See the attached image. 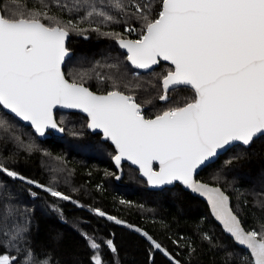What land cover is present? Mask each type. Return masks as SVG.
<instances>
[{
    "label": "snow or ice",
    "instance_id": "1",
    "mask_svg": "<svg viewBox=\"0 0 264 264\" xmlns=\"http://www.w3.org/2000/svg\"><path fill=\"white\" fill-rule=\"evenodd\" d=\"M16 2L11 0L12 4ZM114 7L127 11L122 0H115ZM131 7L145 21L144 34L138 40L124 39L116 32H102L99 24L81 28V23L92 21L94 16L100 18V24L119 22L100 4L90 5L91 10L77 23L69 20L64 25L47 11L0 13V106L29 122L39 136H44L48 129L64 132L53 114L58 106L82 110L90 118L88 127L102 130L105 139L115 145L118 168L122 160H127L138 165L150 185L180 181L207 196L226 231L250 249L253 264H264V233L245 231L229 206L228 196L219 188H210L194 179L196 170L210 163L220 150L234 142L250 146L254 138L264 134V0H161L158 17L151 20L146 12L148 5L134 3ZM41 16L53 23H43ZM89 29L116 39L136 68H151L161 59L170 61L174 69L163 78L164 95L160 100H168L169 90L176 91L181 86L194 89L196 98L149 119L135 97L120 91L115 82L113 90L103 95L84 86L83 81L92 78L88 71L76 73L69 82L62 70L69 55L65 42L70 31L84 35ZM97 78L103 79L98 74ZM0 130L12 135L5 119H0ZM14 138L20 142L18 136ZM25 147L30 152L34 145ZM153 162H158L159 171L153 170ZM0 171L26 180L2 164ZM36 186L52 197L71 199L52 187ZM96 212L102 217L106 215L99 209ZM12 215L7 203L0 205V232L11 240L22 239L26 230L11 232L7 227ZM107 218L115 220L112 216ZM148 239L156 249H161L150 236ZM89 246L95 250L94 264H103L99 255L101 244L89 238ZM106 246L113 253L117 251L112 240H107ZM14 259L0 254V264H12ZM23 264L52 261L47 256L26 252Z\"/></svg>",
    "mask_w": 264,
    "mask_h": 264
},
{
    "label": "trees",
    "instance_id": "2",
    "mask_svg": "<svg viewBox=\"0 0 264 264\" xmlns=\"http://www.w3.org/2000/svg\"><path fill=\"white\" fill-rule=\"evenodd\" d=\"M114 2L17 0L12 4L11 0H0V6L5 15H10V10L25 14L47 11L64 25L69 20L77 23L91 10L90 5L100 4L119 22L100 24V18L94 16L92 21L85 20L79 26L99 24L102 32L134 39L144 34L145 21L131 5H148L149 20L157 18L161 10V0H122L126 12L117 10ZM40 18L45 24L53 23ZM129 28L134 30L128 31ZM67 46L73 51L64 66L69 80L78 72L88 71L92 78L83 82L92 89H113V82L118 89H145L135 94L143 104H148L146 89H153L150 116L195 98L190 87L181 86L176 91L169 90L166 102L160 100L162 80L173 67L161 62L151 72L135 73L116 39L110 36L90 29L84 35L70 31ZM97 74L103 79H98ZM56 115L64 134L41 139L32 127L0 106V119L8 122L12 133L0 130V164L26 178H12L0 171V205L7 203L13 210L7 227L11 232L26 230L19 240H11L0 232V254L16 258L12 264H23L26 252L47 256L52 264H94L95 250L90 248L89 238L101 244L99 255L103 264H253L250 253L225 235L203 200L180 184L162 190L149 189L138 170L128 163L123 164L125 177L118 183L112 162L115 147L88 130L85 115L65 111H57ZM30 143L34 147L29 152L25 146ZM227 161L231 163L226 164ZM197 178L221 186L231 196L232 208L245 228L264 233V135L249 147H232ZM28 180L52 187L71 199L52 197ZM97 209L106 215L99 216ZM108 216L122 223L109 220ZM148 236L162 250L156 249ZM107 240L113 241L115 253L106 246Z\"/></svg>",
    "mask_w": 264,
    "mask_h": 264
},
{
    "label": "water",
    "instance_id": "3",
    "mask_svg": "<svg viewBox=\"0 0 264 264\" xmlns=\"http://www.w3.org/2000/svg\"><path fill=\"white\" fill-rule=\"evenodd\" d=\"M0 13L3 14L2 10H1V6H0ZM69 37H70V33H69V36H68V38H67V40H66V42H65V46H66V48H67L68 51H69V55L65 58V62H64V64L62 65V70H63V71H64V66H65L67 60H68L69 58H71L72 55H73V51L70 50V49L68 48V46H67V45H68ZM124 39H127V40H134V39H132V38H124ZM137 40H138V39H137ZM116 42H117V41H116ZM117 44H118V42H117ZM118 46H119V44H118ZM119 48L122 49L123 51L127 52L126 49H123V48H121L120 46H119ZM161 62H165V63L170 64V65L173 67V69H174V65H172L170 61H163L162 59L160 60V63H158V64H156V65H153L151 68H148V69H139V68H136V67L133 66V65H131V66H132L134 69L140 70V71L143 72V73H148V72L152 71L153 69L157 68V67L161 64ZM129 63H130V61H129ZM130 64H131V63H130ZM64 73H65V71H64ZM65 78L68 79V78L66 77V74H65ZM68 80H69V79H68ZM162 81H163V80H162ZM69 82H72V81L69 80ZM84 86H85V87H88V86L85 85V84H84ZM162 86H163V84H162ZM187 87H190V86H187ZM88 88H89L91 91H93L94 93L98 94V95H103V94H106V93H107V92H97V91L92 90L90 87H88ZM190 88H191V87H190ZM191 89H192V88H191ZM163 95H164V93H163ZM1 107L3 108V106H1ZM3 109H4V108H3ZM4 110H6V112L10 113L11 115L15 116V115L12 114L9 110H7V109H4ZM57 111L78 112V113H81V114L85 115V116L88 118V124L90 123V118L88 117L87 113H84L82 110H80V109H67V108H62V107H59V106H58L57 108H55V109L53 110V114H54V118L56 119V121H57V123H58V125H59L60 127H62V126L59 124V122H58V120H57V115H56V112H57ZM15 117H16V116H15ZM16 118H18V119H19L20 121H22L24 124H26V125L32 127L31 124H30L29 122H27V121H23V120L20 119L19 117H16ZM153 118H155V117H153ZM149 119H151V118H149ZM32 129H33V131L35 132V130H34L33 127H32ZM88 130H89L90 132L94 133V134H100V135H101V138H102L104 141H109V140H106L105 137L103 136L102 130H99V129H95V130H94V129H91V128H89V127H88ZM35 133H36V132H35ZM36 134H37V133H36ZM52 134H56V135H60V136H62V135L64 134V132H59V131H57V130L48 129V130H46V133H45L44 136H39V134H37V135H38L41 139H46L47 137H50ZM262 135H264V134L258 135V137L254 138V140L257 139V138H259V137L262 136ZM254 140H253V142H254ZM109 142L115 147V145H114L111 141H109ZM253 142H252V143H253ZM252 143H251V145H252ZM238 144L243 145V144L240 143V142H234L232 145L228 146L227 148H225V149H223V150H220L219 153H218V156H217L216 158H214L210 163L216 161V160H217L222 154H224L226 151H228L229 149H231L232 147H234V146H236V145H238ZM251 145H250V146H251ZM243 146H244V145H243ZM245 147H249V146H245ZM115 149H116V148H115ZM117 154H118V152H117V150H116V154H115V155H117ZM115 155L112 157V162H113V164H114V166H115V168H116V170H117V174L115 175V177H116L117 175L120 176V179H116V178H115V180H116L118 183H120L121 180L125 177V170H124V168H123V164H124V163H128L129 165H131L132 167H134L135 169L138 170V172H139V176L146 180L149 189H152V190H162V189L165 188V187H174L176 184H180L185 190L189 191L192 195H194V196L200 198L201 200H203V201L207 204V206H208V208H209V210H210L211 216L213 217V219L215 220V222H216V223L222 228V230H223V232L225 233V235L229 236V237H230V238H231V239H232V240H233V241H234V242H235L240 248H243V249L247 250V251L250 253V255H251L250 249H248V248H247L246 246H244V245H240V244L235 240V238H234L230 233H228V232L226 231V229L224 228L223 223H222L219 219L216 218L215 214H214L213 211H212V205H211L210 201L208 200V197H207V196H205V195H203V194H201V193H198V192H194L192 189H190V188H188L187 186L183 185L182 182H180V181H174V182H173L172 184H170V185H162V186H153V185H150V184L148 183V179H147V177H145V176L142 174V172H141V170L139 169L138 165H134V164H132L130 161H127V160H122V161H121V164H120V166H119V168H118L117 165L115 164V160H114ZM210 163H206L205 165L201 166L200 168H198V169L196 170V172H195V174H194V179H195V181L198 182V183L206 184V185H208L210 188H219V189H220V190H221L226 196H228V198H229V206H230V208L232 209L233 213L237 216V218L240 220V222H241V226L245 229V231H248V230L245 228V226L243 225V223H242L240 217L237 215V213H236V212L233 210V208H232V198H231V196H230V195H229V194H228V193H227V192H226L221 186H219V185H215V184H211V183L205 182V181L200 180V179L197 178L198 174H199V173H200V172H201L206 166H208ZM153 170H154V171H159V165H158V162H153ZM252 259H253V258H252Z\"/></svg>",
    "mask_w": 264,
    "mask_h": 264
},
{
    "label": "flooded vegetation",
    "instance_id": "4",
    "mask_svg": "<svg viewBox=\"0 0 264 264\" xmlns=\"http://www.w3.org/2000/svg\"><path fill=\"white\" fill-rule=\"evenodd\" d=\"M142 37V36H141ZM140 37V38H141ZM124 38H131V37H124ZM140 38H137V39H140ZM132 39H134V38H132ZM137 39H134V40H137ZM117 43V42H116ZM120 49V48H119ZM122 52H124L125 54H126V57H127V52H125V51H123L122 49H120ZM128 63H129V61H128ZM129 65L131 66V64L129 63ZM132 67V66H131ZM132 69H134L133 67H132ZM134 72L135 73H139V72H141L140 70H137V69H134ZM151 72V71H150ZM143 73V72H142ZM86 85V84H85ZM88 86V85H87ZM89 87V86H88ZM92 89V88H91ZM92 90H94V91H97V92H108V91H112L113 89H109V90H105V91H102V90H97V89H92ZM120 91H123L126 95H132V96H134L135 97V99H136V101H137V103H140L141 104V106H142V109H143V114L145 115V117L146 118H153V117H155L156 115H159V114H155V116H150L149 114H150V106L154 103V91H153V89H146V92L148 93V96H147V99H148V104H143V103H141L140 102V100L135 96V94H137L139 91H141V90H145V89H126V90H123V89H119ZM193 91H194V93H195V90L194 89H192ZM163 93H164V90H163ZM195 98H196V93H195ZM194 98V99H195ZM194 99H192V100H189L188 102H186V103H190V102H192ZM162 101H164V102H166L167 100H162ZM185 103V104H186ZM181 106H184V104L183 105H181ZM167 110H169V109H167ZM164 111H166V110H164ZM163 111V112H164ZM162 112V113H163ZM162 113H160V114H162Z\"/></svg>",
    "mask_w": 264,
    "mask_h": 264
},
{
    "label": "rangeland",
    "instance_id": "5",
    "mask_svg": "<svg viewBox=\"0 0 264 264\" xmlns=\"http://www.w3.org/2000/svg\"><path fill=\"white\" fill-rule=\"evenodd\" d=\"M122 38H124V37H122ZM118 45V44H117ZM119 47V46H118ZM3 254H6V253H3Z\"/></svg>",
    "mask_w": 264,
    "mask_h": 264
}]
</instances>
